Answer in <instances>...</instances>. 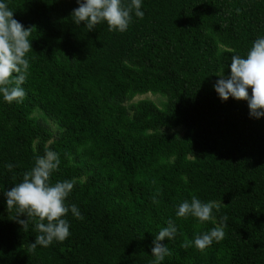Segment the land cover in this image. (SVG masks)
Instances as JSON below:
<instances>
[{
  "label": "trees",
  "instance_id": "obj_1",
  "mask_svg": "<svg viewBox=\"0 0 264 264\" xmlns=\"http://www.w3.org/2000/svg\"><path fill=\"white\" fill-rule=\"evenodd\" d=\"M0 2L33 27L23 102L0 94V264H151L169 220L160 264H264V117L213 87L264 36V0H141L125 32L76 25V0ZM146 93L162 99L133 100ZM48 151L83 219L69 211L68 238L32 251L38 218L23 230L4 191ZM192 195L220 205L212 221L176 216ZM221 223L219 242L181 247Z\"/></svg>",
  "mask_w": 264,
  "mask_h": 264
},
{
  "label": "clouds",
  "instance_id": "obj_2",
  "mask_svg": "<svg viewBox=\"0 0 264 264\" xmlns=\"http://www.w3.org/2000/svg\"><path fill=\"white\" fill-rule=\"evenodd\" d=\"M79 5L72 10L71 16L76 25L82 22L89 31L101 22H106L109 31L125 32L132 20V13L143 18L141 0H76ZM33 27L26 28L14 18V12L6 3L0 2V94L5 102L22 103L26 92L21 85L26 81L30 68L28 53L33 50L31 34ZM230 73L216 74L220 78L213 87L222 101L229 97L235 100H245L248 103L249 115L254 118L264 117V36L258 37L244 57L233 55L229 65ZM249 88L251 94H249ZM58 154L48 151L43 156H37L34 166L23 174L22 182L15 184L10 190L4 191L7 209L15 208L12 217L23 230H27L29 218H38L35 228L38 235L31 244V250L37 246L48 247L53 241L62 242L70 235L69 222L64 217L71 211L77 219H83L75 204L67 205L66 199L71 193L75 181L64 180L50 183L52 173L59 167ZM14 166L9 163L6 168L11 171ZM154 202L155 198H154ZM220 205L214 201L202 202L195 195L190 201L181 202L176 211L177 217L192 216L201 224L213 220V209ZM24 216L26 219H22ZM222 222L227 216L221 218ZM224 227L211 228L209 231L196 235L194 240H185L181 247H195L203 251L211 246L213 241L224 238ZM173 221L169 220L155 234L151 254L154 260L151 264H160L165 256L170 255L165 239L172 240L177 234Z\"/></svg>",
  "mask_w": 264,
  "mask_h": 264
},
{
  "label": "rangeland",
  "instance_id": "obj_3",
  "mask_svg": "<svg viewBox=\"0 0 264 264\" xmlns=\"http://www.w3.org/2000/svg\"><path fill=\"white\" fill-rule=\"evenodd\" d=\"M143 98H148V99H151L155 102H157L159 104L160 100L162 99V97L158 94H152V93H146V94H143V95H137L133 98V100H139V99H143ZM51 126L53 128H55V124H51Z\"/></svg>",
  "mask_w": 264,
  "mask_h": 264
}]
</instances>
